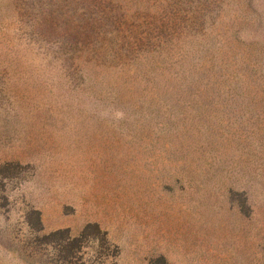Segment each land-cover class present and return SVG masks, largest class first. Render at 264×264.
I'll list each match as a JSON object with an SVG mask.
<instances>
[{"label": "rangeland", "instance_id": "rangeland-1", "mask_svg": "<svg viewBox=\"0 0 264 264\" xmlns=\"http://www.w3.org/2000/svg\"><path fill=\"white\" fill-rule=\"evenodd\" d=\"M76 1L0 0V264H264V0Z\"/></svg>", "mask_w": 264, "mask_h": 264}, {"label": "trees", "instance_id": "trees-1", "mask_svg": "<svg viewBox=\"0 0 264 264\" xmlns=\"http://www.w3.org/2000/svg\"><path fill=\"white\" fill-rule=\"evenodd\" d=\"M70 2L76 8L81 7V2H77L76 0H70ZM63 12H70V11H64L63 10ZM72 15H74V14L71 13V15L70 14L67 15L68 19H66V24L68 26V29L65 30V32H64L65 33L66 47L70 48V50H69L70 58H74V56H76V54L80 53L79 54V59H80L84 56V54H87L86 52L88 51V54L85 56L86 59L82 60L83 63L90 64V60L88 59V57L93 60V61H91V63H96L97 59H100V57H102L104 55V53H101L99 51H97V53H96L93 48L91 49V47L88 46V44L92 43L91 41L94 38H92L93 37L92 34L90 35L91 29H89L87 27L91 26L93 24V22H90L87 19L83 20V17L75 20ZM50 16H52V15H50ZM58 17L59 16L50 17V19L48 20V23L51 26H55V25L60 26V23H59L60 18H58ZM118 38H119V36H118ZM121 38H124L125 40H127V51H125V52L117 51V52L113 53L115 55V57H117L119 59L120 63H123V64L127 63V66H130L134 62H138V63L143 62V61L148 62V63L150 62L152 67L147 68L145 70V73L150 72L152 74L151 70L153 69V64L155 63V60L154 59L150 60V58L154 57L157 53H155V52L152 53L150 51L142 52V51L134 48V44L138 45V44L143 43V42H145V43L148 42L149 37L143 36L139 33L132 34V32L130 31L129 34H127V35L123 34L121 36ZM166 50L167 51L165 54H163L162 51H160L158 54L159 57L163 55L164 60H167L171 56L170 51L168 49H166ZM91 51L95 52L94 54L97 55V59L94 60L92 58ZM96 64H98V63H96ZM169 66L170 65L165 66V68L162 69V72L167 70L169 68ZM142 69L143 68L139 67V66L136 68L138 73H141ZM262 91H264V89H262ZM59 232H62V231H59ZM83 235H84V233H83ZM69 237L70 236H68L67 239L70 241L71 244L74 242V244L81 246L80 239L83 238L84 236L74 237L72 239ZM160 259H162L164 261V264H166V261L164 258H160Z\"/></svg>", "mask_w": 264, "mask_h": 264}]
</instances>
